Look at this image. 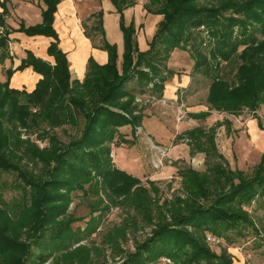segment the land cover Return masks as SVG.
<instances>
[{
	"label": "trees",
	"instance_id": "1",
	"mask_svg": "<svg viewBox=\"0 0 264 264\" xmlns=\"http://www.w3.org/2000/svg\"><path fill=\"white\" fill-rule=\"evenodd\" d=\"M43 1L47 8L42 24L20 31L53 38L48 54L55 64L28 53L17 70L32 67L42 76L32 92L10 88L11 70L8 80L0 82V176L9 173L18 179L0 181V264H47L56 253L74 263L88 249L73 248L100 228L105 198L115 203L122 196L139 210L149 206L140 180L113 164L112 145L117 138L129 143L121 129L133 125L136 130L143 123L142 116L134 114L136 96L127 85L136 80L140 87L162 93L176 50L191 51L193 71L212 80L208 100L214 110L236 114L264 107V0H150L145 10L162 20L145 52L139 49L135 25H126L123 19L124 10L136 1L110 0L120 15L125 39L122 63L117 45L106 39L100 12L96 29L108 62L101 66L91 58L83 81L72 80L67 54L59 48L54 21L61 0ZM4 24L0 17V26ZM8 34L0 33L2 61L8 58ZM237 61L241 63L232 82L219 74L223 64ZM81 117L80 136L67 144L42 128L77 124ZM19 127L38 131L49 146L42 150L22 140ZM187 134L193 153L206 155L207 169L181 173L188 195L185 208L172 213V223H160L152 238L137 245L123 264H158L166 258L174 264H233L226 249L220 253L214 249L222 240L234 246L255 237L257 248L264 247V155L253 166V174H247L232 168L213 133L198 128ZM9 186L22 191L21 197L5 200L2 192ZM78 191L99 202L93 204L86 227L74 229L77 220L68 210ZM253 211L262 215L256 217Z\"/></svg>",
	"mask_w": 264,
	"mask_h": 264
},
{
	"label": "rangeland",
	"instance_id": "2",
	"mask_svg": "<svg viewBox=\"0 0 264 264\" xmlns=\"http://www.w3.org/2000/svg\"><path fill=\"white\" fill-rule=\"evenodd\" d=\"M135 1L134 6L124 10L123 19L126 25L132 23L135 25L139 49L146 51L158 30L160 17L148 15L146 12L145 5L150 0ZM101 3L109 24V39L111 42H116L119 34H122L115 27L118 15L110 0H101ZM98 24L97 18L94 20L90 18L86 23V29L99 41L101 33L97 30L98 28L96 29ZM257 37L263 38L260 34ZM119 46L123 50V35ZM240 48L239 53L243 50V47ZM194 62L191 51L181 50L173 55L171 66H169L171 71L169 79L172 81L178 78L186 81L189 77L191 81L186 88L178 89L176 97L172 99L166 97L164 91L155 93L140 87L136 80L130 81L127 85V89L136 96L135 116H142L143 119L149 117L150 121L145 124L146 134L141 126H139L141 130L137 131L134 130L133 125L121 129V133L129 140V143L117 138L112 145V155H115L112 159L113 164L120 171L140 180L138 186L146 189L149 206L146 205L139 210L136 206L129 205L128 200L122 196L116 197L115 203L108 202V198H105L100 208L103 207L106 211L97 234L73 248L83 245L88 252L79 255L74 263L64 260L61 254L56 253L47 264H123L125 257L136 251L137 245L152 238V233L160 223H172V213L185 208L183 200L188 196L185 180L180 177L181 173L186 170L204 172L207 169L206 155L193 153V146L187 137V132L201 128L205 134L213 133L219 152L227 160L232 161V168H242L247 174H253V166L259 162L260 155L252 150L254 147L249 149L247 144L254 142L259 145L264 142V107L256 112L244 108L236 114L214 110L208 100L212 80L195 73ZM240 63L237 61L233 65L223 64L219 74L232 82ZM137 98L144 100L146 104L137 103ZM250 124L252 126L258 124L260 137L250 136ZM83 126L84 119L81 117L77 124H67L52 130L43 124L42 128L57 134L59 140L67 144L80 136ZM18 131L22 140L31 141L42 150L49 146V140L40 139L38 131H30L23 127H19ZM161 150L169 152L168 160L160 171H155L153 160ZM0 181L12 183L17 182L18 179L15 174L2 173ZM85 187L88 188L89 185L86 184ZM2 193L8 202L22 195V191L10 186ZM95 202L99 200L94 196L85 197L81 191L73 193L68 215L77 220L72 225L74 229L86 227ZM100 213L97 212L96 216ZM253 214L256 217L262 215L261 212L255 211ZM112 238L114 241L110 243ZM257 243L254 238H249V240L235 243L234 246H229L223 240L220 244L213 246L218 253L226 249L232 258H235L236 254H242L244 256L242 261L245 260L246 264H264V247L258 249ZM158 264H174V262L166 258Z\"/></svg>",
	"mask_w": 264,
	"mask_h": 264
},
{
	"label": "crops",
	"instance_id": "3",
	"mask_svg": "<svg viewBox=\"0 0 264 264\" xmlns=\"http://www.w3.org/2000/svg\"><path fill=\"white\" fill-rule=\"evenodd\" d=\"M46 8L47 6L43 0H0V17L3 18L5 22L3 27L0 26V33H9L8 58H5L3 61L0 60V82L5 83L8 80V70L13 71L14 74L10 78V88L19 90L26 89L27 91L32 92L36 88L38 82L42 79V76L36 73L32 67L27 68L24 71L17 70L22 64V61L27 58L28 53H31V55L33 54L35 57L43 59L52 65L55 64L54 58L50 57L48 54V49L51 43L54 42L53 38L43 35L29 36L20 31L21 27L30 28L42 24L43 13ZM102 9L101 0H61L58 5L57 12L55 13L54 29L59 36V48L67 54L72 80L74 81H83L85 79L88 71V63L91 58L101 66L108 62V53L100 49L102 36L98 41L96 40V37L86 29L88 19L92 18L94 20L100 12L103 13V27L106 39L109 43L117 45L119 65L122 63L125 39L123 37L122 50V47L119 46V43L122 42L123 35L120 28V15L117 13L113 5V9H115L116 14L118 15L115 27L116 30H120L122 34H119L118 41L111 42L109 39L108 20ZM156 16L160 17V21L162 20V16ZM88 33L91 34V37H88ZM149 44L147 50L149 49ZM179 51L181 50H176L174 54ZM170 62L168 64L169 66H171ZM188 78H186V81H182L178 78H174L172 81L168 80L165 84L164 95L170 99L176 97L175 94L177 90L186 88L188 83H190L189 81L191 80ZM149 121V117H144L142 121L143 123L141 124V128L145 134V124ZM250 128V136L253 138L260 137L258 124L256 126L250 124ZM262 144L258 145V143L254 144V142H249V144H247L249 145V149H252L250 147L255 148L252 150L256 153L258 152L260 160L264 155V142ZM228 161L230 162V160ZM230 165H232V161L230 162ZM261 238H264L263 232ZM236 255L237 256H234L235 258H233V264H246L245 260L242 261L244 257L242 254Z\"/></svg>",
	"mask_w": 264,
	"mask_h": 264
},
{
	"label": "built area",
	"instance_id": "4",
	"mask_svg": "<svg viewBox=\"0 0 264 264\" xmlns=\"http://www.w3.org/2000/svg\"><path fill=\"white\" fill-rule=\"evenodd\" d=\"M137 103L139 104H146V102L140 98H137L136 100ZM137 130H141V128H136V131ZM159 155L156 156V158L153 160V168L155 171H160L165 165V162H167L168 160V156H169V152L168 151H165V150H161L159 151ZM111 156H115L114 154L111 155ZM213 242H217V240L215 238L212 239Z\"/></svg>",
	"mask_w": 264,
	"mask_h": 264
}]
</instances>
